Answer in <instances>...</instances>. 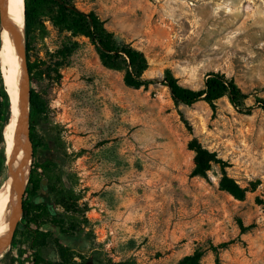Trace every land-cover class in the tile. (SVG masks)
I'll list each match as a JSON object with an SVG mask.
<instances>
[{
  "label": "rangeland",
  "instance_id": "1",
  "mask_svg": "<svg viewBox=\"0 0 264 264\" xmlns=\"http://www.w3.org/2000/svg\"><path fill=\"white\" fill-rule=\"evenodd\" d=\"M75 5L97 14L117 41L143 51L144 77H162L170 68L180 84L199 89L207 72L220 71L247 95L250 108L238 111L226 96L214 109L204 101L175 104L161 83L128 86L124 64L104 66L87 37L60 32L43 17L46 34L34 30L26 54L37 63L35 81L55 83L45 94L46 113L29 120V128L34 125L38 157L54 163L84 209L77 231L45 226L73 251V264H100L106 257L174 264L197 248L206 249L201 264H216L208 247L227 240L233 242L219 249V264H264V110L256 104L264 98V0ZM68 41L71 53L47 76L42 61ZM192 141L223 164L211 161L205 176L191 175ZM3 153L1 138L0 190L7 182ZM223 176L243 190L242 197L220 187ZM239 219L249 226L240 236ZM8 251L0 264H18ZM42 255L57 258L52 242Z\"/></svg>",
  "mask_w": 264,
  "mask_h": 264
},
{
  "label": "trees",
  "instance_id": "2",
  "mask_svg": "<svg viewBox=\"0 0 264 264\" xmlns=\"http://www.w3.org/2000/svg\"><path fill=\"white\" fill-rule=\"evenodd\" d=\"M46 17L50 25L58 31H67L72 35H83L94 45L102 64L108 68H119L124 64L125 72L123 81L128 86L139 87L149 84L161 83L169 89L172 101L175 104L193 105L199 101L206 102L212 109L220 97L226 96L229 102L238 111H244L250 107L245 105L247 95L240 89L233 78L226 77L220 71H209L205 75L202 88L193 89L178 82V78L170 68L163 71L162 77H144L142 73L148 67L146 55L130 43L119 42L114 35L106 30L104 22L92 11L84 12L75 5V0H24V32L27 52L30 48L31 33L38 30L40 35L46 34L44 19ZM65 42V41H64ZM62 45L50 54L49 61H42V66L49 76L51 72L57 73V69L63 64V60L71 53L70 42ZM27 56V66L30 73V121L40 119L47 111V99L45 94L51 92L50 85H42L35 81L37 63L30 62ZM33 71V73H32ZM256 104L264 110V98L257 97ZM9 95L5 90L0 74V139L1 130L9 117ZM34 125L30 124L29 139L32 145V162L28 185L22 201V215L18 221L11 246L6 253H15L18 256V264H73L74 254L70 247L59 237L55 236L53 230L45 225L49 222L55 224L62 233L67 234L68 228L73 231L76 228L75 221L78 214L83 215L78 203V196L74 194L71 187H68L63 176L56 166L49 159H40L37 155L39 145L34 141ZM189 148L194 150V167L191 175L205 176L211 161L223 164L220 158L214 153L202 148L195 141L189 143ZM43 160V161H42ZM40 169L39 171H37ZM37 174V175H36ZM219 185L235 197H242L243 190L230 178L223 176ZM46 186L52 194V200L36 202L33 197L40 187ZM56 206L62 207L63 211H56ZM239 236L249 228L242 221L238 220ZM82 230V229H80ZM19 234V237H17ZM240 238V237H239ZM242 241V239H239ZM49 242L55 247L57 258L46 259L42 255V249ZM233 240H227L217 245H209L215 253L216 264H219L218 251L226 248ZM206 249L197 248L192 253L181 257L174 264H201ZM100 264H136L133 257L114 261L111 258H104Z\"/></svg>",
  "mask_w": 264,
  "mask_h": 264
},
{
  "label": "bare ground",
  "instance_id": "3",
  "mask_svg": "<svg viewBox=\"0 0 264 264\" xmlns=\"http://www.w3.org/2000/svg\"><path fill=\"white\" fill-rule=\"evenodd\" d=\"M11 13V25L17 33L18 45L24 37V0H4ZM0 65L2 78L6 90L9 94L10 113L7 122L2 128V140L4 143L5 154V176L10 174L6 185L0 190V239L4 227L7 213L13 202L14 195L19 188V183L15 179L14 169H9L15 159L12 157L16 141V132L18 123L21 117L20 101L18 96L19 89V68H20V53L17 46L16 37L11 35L2 24L0 28ZM32 146L25 134L22 138L21 164L22 169L26 174L29 173L31 165ZM13 168V167H12ZM6 251V250H5ZM4 251V252H5ZM3 252V253H4ZM3 255V254H2Z\"/></svg>",
  "mask_w": 264,
  "mask_h": 264
},
{
  "label": "water",
  "instance_id": "4",
  "mask_svg": "<svg viewBox=\"0 0 264 264\" xmlns=\"http://www.w3.org/2000/svg\"><path fill=\"white\" fill-rule=\"evenodd\" d=\"M10 21H11L10 10L7 4L4 2V0H0V28L1 25L3 24L5 26V29L9 31L11 35H14L16 37L17 46L19 48V53H20L18 96H19L20 111H21V117L16 132L17 142H15L14 151L12 155V157H14L15 159V162L11 166H9V169H14L15 171V179L19 183V188L14 195L13 202L5 219L4 227L2 230V236L0 239V256H2L5 250L7 251L9 249L15 226L21 218L23 194L25 192L29 180V173L25 175L22 169L20 154L22 150V138L24 137L25 134H27L29 138L30 77H29V70L26 60L25 38L23 37L21 43L18 45L19 38H17L16 36L17 33L13 28V26L11 25ZM24 36H25V32H24ZM31 156H32V151H31ZM9 178H10V174L7 175V179L5 181H7ZM86 264H90V263L87 262Z\"/></svg>",
  "mask_w": 264,
  "mask_h": 264
},
{
  "label": "flooded vegetation",
  "instance_id": "5",
  "mask_svg": "<svg viewBox=\"0 0 264 264\" xmlns=\"http://www.w3.org/2000/svg\"><path fill=\"white\" fill-rule=\"evenodd\" d=\"M28 185V184H27ZM27 187V186H26ZM26 191V189H25ZM48 189L46 186H42L40 187V189L38 190V192L36 193V195H34L33 199L38 203V202H42V201H46L48 200ZM24 195H25V192L23 194V199H24ZM22 199V201H23ZM21 219V218H20ZM20 221V220H19ZM18 223V222H17ZM17 225V224H16ZM16 227V226H15Z\"/></svg>",
  "mask_w": 264,
  "mask_h": 264
}]
</instances>
